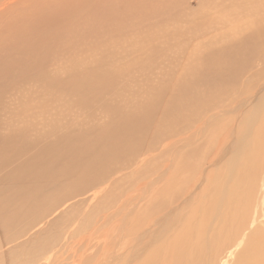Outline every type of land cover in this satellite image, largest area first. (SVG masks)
Segmentation results:
<instances>
[{"label": "bare ground", "instance_id": "1", "mask_svg": "<svg viewBox=\"0 0 264 264\" xmlns=\"http://www.w3.org/2000/svg\"><path fill=\"white\" fill-rule=\"evenodd\" d=\"M19 1L0 0V172L3 174L1 179L8 181L6 184L0 180V195L15 192L14 187L8 186L10 183L35 178L41 171L48 172L58 159L65 160L69 173L66 178L74 179L78 171L76 161L85 160L87 152H95L93 184L103 186L99 193L106 192L96 199L95 205L101 201L106 208L104 213L109 212L97 226L103 227L110 224L112 218L125 214L120 223L122 228L118 229L120 240L138 234L127 241L122 258L109 252L113 264H219L244 237V246L236 254L233 264H264V219L247 232L251 221L255 223L260 218L257 193L258 183L264 177V19L259 13L264 12V0L215 1L207 12L218 31L209 36V46L198 47L192 51L193 57L185 54L177 62L172 58L178 53L177 44L172 46L176 37L168 30H175L180 18L186 22L194 17L195 11L189 13V17L184 12V15L177 14L178 8H188L187 0H37L38 4L36 0H24L17 5ZM193 1L189 4H195ZM27 2L30 4L28 10ZM119 2H122L121 6H118ZM200 3L197 2V6ZM139 7L142 9L140 19L144 17L149 21L154 15L155 20L141 29L140 36L138 33L133 35L139 40V46L128 49L127 32L131 30H125L131 28V24L128 21L126 25V19L122 18ZM194 9L190 7L188 11ZM85 11L89 15L95 11L98 19L115 17V13L120 17L114 32L110 29L101 31L100 35L111 38L106 43L100 42L95 53L92 52L95 58L88 62L94 67L92 64L83 67L87 64H77L75 60L68 64L74 68H58L52 74L47 73L45 69L50 63L46 62L52 57L47 54L49 46H59L57 39L64 38L66 29L71 27L66 20L70 22ZM8 27H13L14 31L11 33ZM221 28L223 32H219ZM222 34L223 40L219 39ZM116 35L124 38L118 45ZM215 40L220 45H211ZM120 47L126 48L117 52L111 50ZM57 57L59 59L60 55ZM154 68L158 70L157 73L153 70L156 79L139 82L138 90L137 78L133 75L141 77ZM246 73L254 85L240 88L236 99L228 101L229 111L212 112L207 116L209 104L202 105L203 99L212 100L211 91L217 95L236 76ZM34 80H39L37 85L41 90L46 89L44 92L51 94L50 99H68L79 109L88 104L87 91L95 90L98 103L99 97L109 90L111 99L119 101L104 104L108 111L99 105L108 116V125L100 133L103 142H83L89 134L77 129H70L56 142L47 143L27 141V135L22 133H3V129L14 122L8 111L11 110V91L19 89L15 82ZM151 87L155 88V96L150 95ZM66 89L74 91L65 94ZM190 91L195 95L198 110L188 121L183 112L191 103L186 97ZM132 94L141 97L128 104ZM153 97L160 106L164 101L161 113L165 125L157 128L156 134L152 135L151 127L143 132L142 138L127 142L132 131L147 126L151 114L148 102ZM175 129L177 131L173 132ZM191 129L195 131L189 138L194 142L186 143L183 134ZM202 133L203 137L199 138L198 134ZM180 147L185 149L177 152ZM152 152H157L154 159H149L145 165H137L143 154ZM21 156L31 157L25 164L20 163L16 174L2 168L5 160ZM119 172L122 174L117 179ZM124 178H128L130 184H120ZM144 185L137 195H126ZM34 204L35 200H31L27 205L30 217L38 207H33ZM141 204L144 205L141 207ZM33 222L30 218L25 226H32ZM4 226L11 227L12 223L7 221ZM87 226L88 223L78 224L63 242L60 236H55L44 243L41 251L32 255L29 264H41L42 258L50 253L53 254L44 258V264H60L59 259L73 243L79 246L82 240L78 242L76 238L90 229H86ZM94 233L95 230L89 237ZM118 244L115 239L110 242L111 247ZM94 256L86 257L82 264H90Z\"/></svg>", "mask_w": 264, "mask_h": 264}, {"label": "rangeland", "instance_id": "2", "mask_svg": "<svg viewBox=\"0 0 264 264\" xmlns=\"http://www.w3.org/2000/svg\"><path fill=\"white\" fill-rule=\"evenodd\" d=\"M22 1L24 0H20L17 5ZM187 1L188 8L185 10L182 7H180L181 9L178 8L179 10L177 9V14H179V16L186 14L189 17V13L195 11L194 17L188 19L186 22H184L182 18H180V21L177 20V27L175 28V30L172 27H168L169 29L172 28L171 30H168V32H173L174 36L176 37L175 41L172 43L173 47H176L177 44V47L175 49L178 51V53L175 54V57H172L175 62L181 59L185 54L191 55L190 57H193L194 53L192 51L198 47L205 48L206 46H209V36L211 37L214 33H216V31H218L217 24H215L213 20L210 19L207 10L215 3V1L220 2L221 0H197V2H201L199 6H197V2L195 3L193 0ZM189 1H193L195 4L190 5ZM55 2H57V0ZM36 4H38L37 0ZM29 5V2H27V10L29 9ZM121 5L122 2H119L118 6ZM190 7H193L195 9L192 11H188ZM201 8H203L202 10L204 11H202ZM156 11L158 12V10ZM182 12H184V14H182ZM85 13L86 11L84 13H78L79 16H77V18L75 17L70 22L67 19L66 21L68 22V24H70L71 27L66 29L65 37H60L57 39V43L59 46H49V51L47 50V54L49 57H52L46 62L50 63V66H46V68L48 67V69H45L47 73L52 74V72H54L53 70H56L58 68H61L63 70L66 68H74L75 66L68 64L73 63L75 60L77 61H75L74 63L77 62L78 64V62H84L83 65L87 64L83 67L92 65V67H94V64L89 63L90 61L88 62V60L91 58H95V55H93V53H95L96 48L100 46V42H102V44L106 43V41L111 38H106L105 36L100 35L101 31L104 29L106 32H108V30L110 29L114 32V26L116 22L119 21L120 17L116 15V13L114 14L115 17L113 15V17H110L108 14L109 17L103 18V20L102 18L98 19V17L95 15V11L92 13V15H89V13ZM141 13L142 9L141 7H139L137 8L136 12H129L125 17L122 18L123 20L126 19V23L124 22L126 25L128 21L129 24H131V28L127 27L128 29L125 30V32H127V30L129 29L131 30L127 32L128 46L130 44L128 49H133L134 46H139V40L137 41L136 39H134L133 35L135 33H138L140 36V33L142 31L141 29H145L149 21L155 20L154 15L150 19H148L149 21L144 20V17L143 19L141 18V20ZM259 13L260 17L264 19V16H262L261 14L264 12L261 11ZM254 14L256 15V11H254ZM91 16H93L94 18ZM84 20H89V22L87 21L88 24ZM98 20H100L99 23ZM217 22L222 23V21ZM108 23L109 26H107ZM134 24H136L137 27H135L136 25ZM93 25L95 26V29L93 28ZM85 26L88 27L86 28ZM8 29L11 33L14 31L13 27H8ZM87 30H89V32ZM219 30H221L219 32H223V28ZM97 32L99 35L97 34ZM117 33H119L120 35L121 30ZM72 34H74V37ZM119 35H116L118 37L116 40L117 45L119 40H124V38L122 36L119 37ZM22 36L25 37L24 35ZM171 37L173 36L171 35ZM223 37L224 35L222 34L219 39L223 40ZM2 38L5 43L6 39L3 37V35ZM187 38L189 39V42H187ZM71 39L74 40L72 41ZM219 39L218 41H220ZM66 40H70L71 42H67ZM134 41L137 42L138 45H136ZM218 41H212L211 45H220ZM193 43L196 44L194 45ZM4 46L7 47L8 43H5ZM122 48L125 49L126 47H120L111 50L117 52ZM57 50H59V52ZM54 54L56 57L54 56ZM57 55H60L59 59ZM91 55H93V57ZM134 55L138 56V53H134ZM121 61L124 63L125 59L123 58ZM151 70L146 72L147 77H145V74H141V77L139 75H133V77L137 78L136 84H138L139 82L144 83V81H147L148 79L151 82L152 80H155V72L157 73L158 70L157 68ZM153 70L155 71L154 74ZM68 73H70V71H67V74ZM58 74L61 75V73ZM140 79H142V81ZM38 81L39 80L15 82L16 87H18L19 89H13V91H11V100L9 101V108H11V110L8 111V114L11 116V119L14 120V122L12 121V125L10 124V126L4 128L3 133H22L27 135V141L47 143L56 142L58 138H60L70 129H77L84 131L85 134H89V138L84 140L83 142H103L100 133L108 125V116L106 111L99 107V105L105 108L104 104L112 105L117 103L119 99H111L108 90L99 97L98 103H96L97 101L95 100V90L91 89L86 92V95L89 97L88 104L83 105L84 107L81 106L79 109L75 108V106H72L68 99H65L64 101H62L61 98L59 99V97L56 99H50L49 96L51 94L49 92L48 94L44 92L46 89L41 90L37 85ZM122 81L124 82L123 79ZM33 82H35V84ZM174 84L175 81L172 82L171 86H174ZM247 85L253 86L254 82L252 78L246 73L244 75L236 76L232 80L230 85L217 95L214 93V91H211V94L213 95L212 100L207 101L203 99L202 101V105L209 104L207 116L212 112L229 111L231 105L228 103V101L230 99H236L240 88ZM138 88L139 84L137 89ZM64 91L66 94L69 92H73L74 90L66 89ZM150 95L155 96V88L151 87ZM138 97L141 96H133L132 94L128 100V104L134 103V101ZM186 97L189 100L191 99V103L185 107L183 114L185 113V118L189 121L194 116L195 111L198 110V104L192 91L186 93ZM5 101L8 100L5 99ZM149 101L150 102H148V104L151 114L147 126L143 129L136 128L134 131H132L131 134H129V136L127 137V142H132V138H142L143 132L151 127L152 135L156 134V129L162 128L165 125L163 123L161 113V107L164 101H161V106L154 97L152 101ZM132 113L133 111L130 112L129 115H131ZM3 115L5 116V114ZM5 117H7V115ZM180 123L183 124L182 121H180ZM19 125H25L26 127L20 128L18 127ZM176 131L177 129H175L173 132ZM194 131V129H191L187 134H183L182 138L186 143L194 142V139L189 138V136ZM198 137L202 138L203 133L198 134ZM147 139L149 140L150 137H147ZM180 149H185V147H180L177 152H181ZM87 153L88 157L85 160L81 158V160L76 161L78 171L75 173L74 179L66 178L69 173L65 168V160L63 161L58 159L55 162V165L49 168L48 172L41 171L36 174L35 178L29 177V179L27 180L22 179L14 184L10 183L8 186L14 187L15 192H13L12 194L0 195V264H29L32 255L40 252L44 243L50 241L55 236H60L63 242V239L66 237V235L70 231L74 230L78 224L85 223H88L86 229H90L86 230L84 234L78 235L76 240L78 242L82 240L81 242H79V246L77 245V243H73L70 250L62 258L59 259L60 264H82L83 260L91 254H94L95 256L90 261V264H111L113 258L109 259L108 257L110 251H113L114 256L122 258V255L125 254L127 249V241H130L138 234L129 237L128 240L127 238L120 240L121 237L118 235V229L119 227L122 228V224L120 223H122L121 220L122 217L125 216V214H121L116 218H112L109 222L110 224H107L103 227L97 226V224L101 223L103 217L109 212L104 213L106 208L104 207L103 202L99 201L97 202L98 204L95 205L96 199L102 197L106 192L99 193L101 187L103 186L95 187V184H93L96 170L95 152ZM156 153L157 152L148 153L146 155L143 154L139 158L137 165H145L146 161H148L149 159H154L156 157ZM30 157L31 156H21V158L16 157L13 159L5 160L3 162L4 164L2 165V168H5L7 172L15 171L14 174H16V172L19 170L20 163L25 164ZM214 167L215 166H213L212 168ZM62 172L63 174H61ZM121 174L122 172H119L116 175L117 179L120 178ZM2 175L3 174L0 172V180L8 184V181L1 179L3 178ZM127 182L128 178H124L119 183L124 186ZM128 183L130 184V182ZM145 186L146 185H144L143 187H138L133 192L129 191L126 195L130 197L132 195H137V193ZM258 190L259 191L257 193V199L259 206L261 207V210L259 212L260 218H257L255 223L251 221L249 230L247 232L252 231L258 224L263 223L261 219H264V177L258 183ZM28 196L30 197V200L26 201ZM122 199L123 198H121V200ZM31 200H35V204L33 205V207H38L33 211L32 216L30 217L27 213V205ZM143 205L144 204H141V207ZM30 218L34 221V224L27 227L25 225L28 224V219ZM7 221L12 223L11 227L4 226V223ZM126 225L127 224H123L124 227L129 226ZM94 230L95 233L91 237H89V235ZM247 232L245 234H247ZM113 239L119 242V244L115 247H111L110 245V242ZM245 240L246 237H244L242 240H239L237 242L238 244L231 249L230 253H228V255L224 257L219 262V264H233L236 259V254L242 250ZM51 254L53 253L44 256L40 263L44 264L46 257L48 255L50 256ZM53 258L55 259L54 256Z\"/></svg>", "mask_w": 264, "mask_h": 264}]
</instances>
